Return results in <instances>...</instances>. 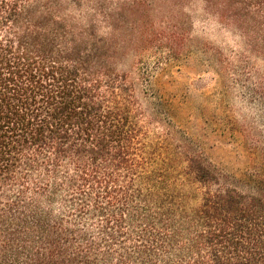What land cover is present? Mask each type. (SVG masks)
I'll list each match as a JSON object with an SVG mask.
<instances>
[{"label":"trees","instance_id":"trees-1","mask_svg":"<svg viewBox=\"0 0 264 264\" xmlns=\"http://www.w3.org/2000/svg\"><path fill=\"white\" fill-rule=\"evenodd\" d=\"M196 3L264 38V0H0V264H264V176L179 149L119 69Z\"/></svg>","mask_w":264,"mask_h":264},{"label":"rangeland","instance_id":"rangeland-1","mask_svg":"<svg viewBox=\"0 0 264 264\" xmlns=\"http://www.w3.org/2000/svg\"><path fill=\"white\" fill-rule=\"evenodd\" d=\"M162 15L156 26L172 47H151L139 62L130 51L120 71L142 105L160 114L159 129L169 128L179 149L203 154L224 181L253 191L264 176V38L244 39L199 3L178 11L165 5L153 18Z\"/></svg>","mask_w":264,"mask_h":264}]
</instances>
